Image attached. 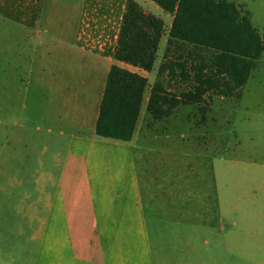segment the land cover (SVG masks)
I'll list each match as a JSON object with an SVG mask.
<instances>
[{"label":"crops","instance_id":"obj_1","mask_svg":"<svg viewBox=\"0 0 264 264\" xmlns=\"http://www.w3.org/2000/svg\"><path fill=\"white\" fill-rule=\"evenodd\" d=\"M128 1L134 0H95L83 14L81 29L61 32L67 44L47 48V94L59 102L61 123L46 129L39 157L32 127L19 125L13 111L10 120L0 119V228H15L24 213L32 214L28 225L34 229L33 248L27 264L256 262L245 251L246 241L228 236L217 210L212 212L213 192H152L151 180L139 166L136 132L129 142L96 134L109 71L134 67L115 57ZM146 12L165 23L151 9ZM169 19L167 33L173 16ZM20 21L26 25L27 19ZM162 41H167L164 36ZM84 68L90 77L77 76ZM136 68L145 77V70ZM142 143L146 156L151 144ZM149 213L156 221V239ZM2 238L0 234L3 244ZM0 264L15 261L0 254Z\"/></svg>","mask_w":264,"mask_h":264},{"label":"rangeland","instance_id":"obj_2","mask_svg":"<svg viewBox=\"0 0 264 264\" xmlns=\"http://www.w3.org/2000/svg\"><path fill=\"white\" fill-rule=\"evenodd\" d=\"M232 1L243 14L249 13L252 25L262 33L264 0ZM93 2L0 0V105L4 110L0 119L10 120L8 114L13 111L19 125L32 127L33 141L39 143L35 150L38 157L47 141L46 129L61 123L59 102L47 94V48L67 44L61 32L81 29L83 14ZM131 4L145 12L151 9L165 20L163 36L168 39L170 14L150 0L127 2ZM102 7L106 9L107 5L103 3ZM20 18L27 19V26ZM166 44H160L153 71L143 72L149 83L145 99L158 79ZM123 70L140 72L135 66ZM77 76L88 78L90 70L81 69ZM162 79L167 83L166 76ZM168 88L180 92L184 84L170 82ZM209 103L205 120L197 105L180 106L171 117L159 121H153L144 110L135 137L139 166L144 177L146 172L151 180V191L157 194L174 188L213 192L212 212L217 210L228 236L243 238L247 255L258 258L256 262L247 260V264H264V54L243 88L241 99L214 96ZM143 140L151 144L146 156ZM31 218V213H24L19 226L0 228L5 240L0 243V254L10 255L15 264L28 263L33 248L30 238L34 229L28 225ZM149 224L156 239L158 230L152 213Z\"/></svg>","mask_w":264,"mask_h":264},{"label":"trees","instance_id":"obj_3","mask_svg":"<svg viewBox=\"0 0 264 264\" xmlns=\"http://www.w3.org/2000/svg\"><path fill=\"white\" fill-rule=\"evenodd\" d=\"M173 16L158 79L150 88L146 111L152 120L171 117L180 106H199L206 119L214 96L241 99L257 61L264 54V31L232 0H150ZM165 24L129 5L121 28L116 59L152 72ZM167 77V83L163 77ZM184 84L171 91L170 82ZM148 79L113 66L109 71L97 136L129 142L141 115Z\"/></svg>","mask_w":264,"mask_h":264}]
</instances>
